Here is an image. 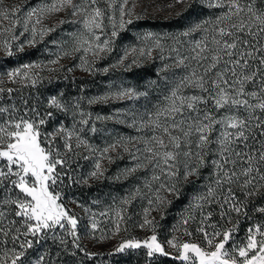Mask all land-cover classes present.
<instances>
[{"label":"snow or ice","instance_id":"obj_1","mask_svg":"<svg viewBox=\"0 0 264 264\" xmlns=\"http://www.w3.org/2000/svg\"><path fill=\"white\" fill-rule=\"evenodd\" d=\"M104 2L107 3L108 9L114 7L115 0ZM175 2L183 3L184 0ZM99 3L100 0H82L81 4L74 3V0H52L50 4L30 9L23 21L24 32L29 31L31 24L32 39L28 43L35 44L37 34L43 37L55 31V28L37 29L46 13L71 8L72 15L77 12L83 14L84 28L96 41L94 45L90 41H80L74 51L82 50L85 54L90 52L93 56L112 51V38L119 34L116 20L114 16L107 17L112 26L111 36L100 42L96 30L103 34L107 12ZM127 3L128 0H122L119 7L120 29L133 22L132 19L125 20L126 15H132L131 9L125 11L124 5ZM197 5L226 10L215 18L210 42L208 37L194 42L191 50L194 55L190 58L196 62L195 67L169 89L168 94L163 97V104L157 105L155 112L146 113L147 122L141 117L140 128L137 130L149 128L151 135L132 137L129 140L141 144L140 147H133L135 153H141V147L143 148L141 155L147 165L140 163L141 156L133 154L135 167L126 169L125 172L131 175L139 168L151 166L154 171L152 180L160 183L155 189L154 199H148V204L155 205V210L162 211L164 205L170 201L162 197L160 192L163 190L178 198L180 177L182 176L184 181H188L189 177H199L200 170L207 166L210 160L214 179L207 187L206 193L196 197L198 203L195 205L201 211L197 231L203 235L207 247L202 248L198 244L188 242L177 244L175 238L168 240L167 244L177 250V259L191 260L192 264H264V224L258 223L249 227L246 241L229 249L226 245L232 240L235 227L220 229L216 224H207L213 217V211H204L205 206L210 209L216 207L219 209L220 219L232 223L230 213L246 217L250 199H264V0H192L189 7ZM19 11L18 7L0 11V22H9V26L0 27V35L13 33L11 40L17 39L14 28L19 23L16 18ZM197 30L209 31L203 24H197L181 35L187 36ZM24 32L20 35H24ZM147 35L151 37L153 34ZM155 46L161 47L160 38H156ZM0 48L7 56L13 55L10 40L5 39ZM20 50L23 51L22 45ZM151 51V48H142L139 55H151ZM128 58V53L125 52L117 65L123 64ZM59 59L60 57L50 63L58 64ZM187 59L189 57L179 59L177 67L188 68L185 64ZM81 61L80 66L90 70L87 67L88 61L83 57ZM136 63L137 58L133 57L128 68ZM34 68H40V65H23L7 72V77L13 83L19 77L35 86L38 81L31 74ZM108 70L103 69L105 72ZM5 91L11 96L14 89L0 87V93ZM147 95V92H139L135 88L121 85L118 90L109 91L88 102L91 104L107 103L109 100L133 101ZM22 103L23 114L15 104L0 107V248L3 249L0 264H58L61 253H68L66 236L73 238L71 243L76 249H84L77 243L80 239L77 233L79 221L76 216L70 215L60 202L62 193L56 191V187L65 179L72 181L71 159L78 155L75 150L85 148L93 152L96 149L82 137L83 128L77 132L74 128L60 126L54 132L42 134L40 126L46 121L26 118L30 111L27 107L28 101L23 100ZM49 104L66 111L65 106L55 96L49 100ZM31 111L34 112L35 109ZM80 114L85 115L83 112ZM47 115L51 116V113ZM90 118L89 114V118L82 119L79 123L86 126ZM127 118H131V126L135 127L137 119L133 112L117 110L111 116H97L96 120L127 123ZM90 130L93 133L97 131L94 123ZM117 148L132 152L127 143L117 140L101 150L100 157L104 158L109 150L115 151ZM88 158L84 156V159ZM107 158L111 160L110 156ZM94 167L95 170L89 173V176H103L99 160ZM65 168L68 171H64ZM156 172L159 174H155ZM148 187L151 190V185ZM137 195L139 189L132 194V199ZM241 195L243 200L240 199ZM129 203L130 199L123 200L124 205ZM254 210L264 214V207ZM95 215L92 213V230L98 227ZM148 215L149 209L146 208L143 223L139 227L144 228L154 223L148 219ZM189 219L194 217L185 218L183 224L187 225ZM123 220V213L118 210L115 232L121 230L120 223ZM206 227H211L214 231L209 233ZM58 229H64V234L58 236ZM185 232L191 235L187 229ZM49 233H52L53 242H58L60 250L54 256L45 253L34 262L28 260V250L45 241ZM142 247L146 249V256L149 258L155 254L170 255L155 234L143 241L125 240L114 252L125 253L127 250ZM70 255L74 257L76 253L71 252ZM87 255L94 256L96 253Z\"/></svg>","mask_w":264,"mask_h":264},{"label":"trees","instance_id":"obj_2","mask_svg":"<svg viewBox=\"0 0 264 264\" xmlns=\"http://www.w3.org/2000/svg\"><path fill=\"white\" fill-rule=\"evenodd\" d=\"M190 4H192V0L184 7V20L192 22L203 20L204 23L207 21L208 23L205 25L209 31H204L201 36L202 38L208 37L210 42L215 18L226 9L208 7L207 5L189 7ZM177 22L178 20L175 18L164 21L163 25L172 28ZM16 47L19 48V46L14 45V48ZM38 48L39 45L34 44L28 49L25 48L27 51H13L12 56L0 57V87L14 89L11 96L7 91L0 93V107H10L15 104L16 108L20 109L21 114H23L24 105L22 101L27 100V107L30 111L26 118L37 121L44 119L46 121L40 126L42 134L54 132L60 126L69 129L74 128L77 132L83 128L81 135L88 140L90 145L99 141H107L112 134L99 128L102 123L101 121L95 122L94 118L106 110L111 101L91 104L88 102L102 91L105 77L103 71L97 70L95 66H89V64L87 67L90 70H85V67L80 66L81 62L78 63V59L81 58L79 54L64 61L59 60L58 64H51L50 61L56 60L55 54L52 51H37ZM26 64L40 65V68H34L31 72L38 81L35 86L19 77L13 83L7 77V72L21 68ZM129 74L130 78L136 82L137 80H150L153 75V68L142 65L134 68ZM150 95L151 98L153 95L151 93ZM53 96L65 106L66 111L49 104V100ZM33 108L35 109L34 112L31 111ZM81 112L85 115L81 116ZM48 113H51V116H48ZM89 114L91 117L89 124L81 125L79 122L89 118ZM93 123L97 129L95 133L90 130ZM57 143H61V141H57ZM73 143H75V139H73ZM104 148L102 147L100 150ZM75 151L78 155L72 157L70 171L73 179L72 181L65 179L62 184L58 183L56 191L62 193L61 203L64 204L69 214L76 216L79 221L77 233L80 239L77 243L84 251L76 249L71 243L73 238L66 236L68 253H61L58 264H192L177 259L176 252L172 251L168 252L170 254L168 256L155 254L149 258L146 256V249L143 247L119 254L115 253L114 249L125 240L141 239L151 233H154L165 244L168 240L175 238L177 244L183 241H195L201 245H206L203 235L197 231L200 226L201 211L195 205L198 203L196 197L205 194L207 187L212 184L214 179L210 160L208 165L200 170L199 177H189L188 181H184L183 177H180L178 184L180 195L178 198L162 190L160 195L166 197L170 203L165 204L162 211H157L155 205L150 206L148 204V199H154L155 189L160 183L152 180L154 171L151 166L139 168L128 175L125 170L135 167L136 161L131 158V155L124 156L120 151L110 152L111 160L107 159L101 164L103 176L92 178L89 173L95 170L97 153L89 152L85 148ZM84 156L89 158L84 159ZM140 161V163L147 165V161H142V158ZM64 171H68V169L65 168ZM155 174L158 175L159 173L156 172ZM148 185H151V190ZM137 189H139V195L132 199V194ZM125 198L130 199L131 203L124 205L123 200ZM240 199H244L243 195L240 196ZM258 207H264V199L251 198L246 209L247 216H237L235 213H230L232 223H228L226 219H220L218 208L210 209L205 206V212L213 211L212 219L206 223L216 224L220 229L235 227L232 240L226 245V248L231 249L233 245H242L246 241L249 227L258 223L264 224V214L254 210ZM146 208L149 209L148 219L154 223L141 228L139 225L143 223ZM85 209L90 211H85ZM118 210L122 211L124 220L121 221V230L117 233L114 226ZM92 213L96 214L95 219L98 222V227L95 230L90 227ZM100 213H106V215H100ZM189 216L194 217V219H189L187 225L183 224V220ZM185 229L191 235H187ZM206 231L212 233L214 229L206 227ZM56 234L58 236L64 234V229H58ZM59 250L58 242L54 243L52 233H49L45 241L28 250L27 258L34 262L41 254L51 253L54 256ZM2 251L3 249L0 248V254ZM71 252H75L76 255L71 256ZM87 253H96V255L89 256Z\"/></svg>","mask_w":264,"mask_h":264},{"label":"rangeland","instance_id":"obj_3","mask_svg":"<svg viewBox=\"0 0 264 264\" xmlns=\"http://www.w3.org/2000/svg\"><path fill=\"white\" fill-rule=\"evenodd\" d=\"M189 1L190 0H184L183 3H176L175 0H128V3L124 5L125 11L127 12L131 9L132 15H126L125 20L132 19L133 22L131 24H126L125 28L120 29L119 7L122 0H115L112 9H108L107 3H105L104 0H100L99 6L106 10L107 15L104 19L103 34H101L100 30H96V35L100 36V42L110 38L112 26L107 18L108 16L115 17L119 34L115 38H112V51L101 52L98 56H93L90 52L85 54L82 50L74 51L80 41H90L93 45L96 43L92 34L84 28L82 13L77 12L76 15H72L73 9L71 8L60 12L46 13L42 18L41 25H37L38 30L40 28H55V31L43 37L39 34L36 35L35 44L39 45L37 51H52L55 54V59L60 57L59 60L61 61L79 54L81 58L83 57L88 61L89 66H95L96 69L100 71H103L105 68L109 69L107 72L103 71L105 74L103 80L104 86L102 87V91L97 93V97L103 96L109 91H116L121 85L123 87L135 88L139 92L148 93L147 97H139L133 101L109 100L111 103L108 105V108L97 115L100 117H107L113 115L117 110L121 112H133L136 114L137 119L135 127L131 126V118H127V123H118L115 120H96V117L94 118L95 122L101 121L102 124L99 128L104 129L106 133L112 134L107 141H99L92 145L95 146L94 148L96 149V151H94L95 154L97 153L96 161L99 160L100 164L108 159L107 157L110 155V152L115 153L116 151H120L124 156L131 155V158L133 154L141 156L142 161H144L143 156L140 155L143 152V148L141 147V153H135L133 147L134 145L140 147L141 144L137 141H130L129 138L147 137L151 135L149 128H143L140 131L137 130L140 128L141 117L147 122L146 113L155 112L156 106L163 104V97L168 94L169 89L174 87L181 77L187 75L196 64V62L190 58L194 55L191 50L194 47L195 41L203 39L201 34L203 35L204 31H192L187 36L181 34L197 24H203L204 28H206V25L203 20L199 22L184 20V7ZM51 2L52 0H0V11L17 7L20 9L16 14L19 23H17L14 28V34L17 36V39L11 40L13 33H4L0 35V44H2L5 39H8L12 43V51H21V45L23 46V51H27L26 49L34 44L28 43V41L32 39L31 24H29V31L24 32L23 21L26 14L32 8H39ZM74 3L81 4L82 0H74ZM175 18H177L178 22L172 28L163 25L164 21ZM61 21L64 22L61 23ZM5 26H9L8 21L0 22V27ZM21 32H24V35H20ZM148 33L153 35L149 37L147 35ZM156 38H160L161 47L155 46ZM14 45L19 46V48H14ZM85 47H87V45H85ZM142 48L145 50L151 48V55L140 56L139 50ZM133 49L137 51L133 52ZM125 52L128 53V60L123 64L117 65V62L124 56ZM64 53H68V55H64ZM5 55L2 48H0V57ZM133 57L137 58V63L131 68H128ZM184 57H189V59L185 60V64L188 65V68L184 66L177 67V61ZM81 58L78 59V63L82 62ZM113 65L117 66L113 67ZM142 65L152 67L153 75L150 80L144 79L141 81L137 80L136 82L134 79L130 78L129 73L134 68ZM145 81L146 83H144ZM150 93L153 95L151 98ZM117 140H123L127 143L128 147L132 149V152L117 148L115 151L109 150V153L104 158H101L100 148L107 147ZM98 150L99 152H97ZM153 234L154 233L148 234L137 240L143 241ZM157 239L164 246L166 252H176V256H178V252L175 248L170 247L167 243L165 244L159 238ZM185 242L198 244L202 248L207 247V245H201L195 241H183L182 243ZM188 262L192 263L191 260Z\"/></svg>","mask_w":264,"mask_h":264}]
</instances>
